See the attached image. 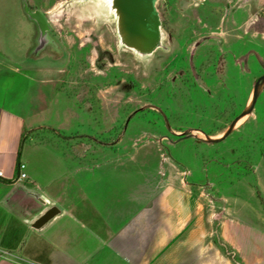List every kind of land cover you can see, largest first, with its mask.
<instances>
[{
	"label": "rangeland",
	"instance_id": "374dc122",
	"mask_svg": "<svg viewBox=\"0 0 264 264\" xmlns=\"http://www.w3.org/2000/svg\"><path fill=\"white\" fill-rule=\"evenodd\" d=\"M25 1L48 17L66 56L36 58L23 0H0V99L28 118L18 186L44 187L80 221L65 215L43 230L65 232L68 263L264 264V0L160 2L168 50L145 63L120 53L90 8ZM164 190L171 201L161 202ZM172 198L188 213L181 234ZM98 214L117 235L110 244L89 231ZM139 218L129 248L143 255L132 258L118 238ZM16 254L0 249L35 264Z\"/></svg>",
	"mask_w": 264,
	"mask_h": 264
},
{
	"label": "crops",
	"instance_id": "0c3cea01",
	"mask_svg": "<svg viewBox=\"0 0 264 264\" xmlns=\"http://www.w3.org/2000/svg\"><path fill=\"white\" fill-rule=\"evenodd\" d=\"M10 68H12L14 72L19 71L16 67ZM36 70L37 71L35 72H37V74H39V72L43 73L44 71V75H48V73H51V71H53V68L49 67L45 68L44 70H41V68H36ZM42 82L43 84H54L55 80L53 79V77L46 76L42 80ZM42 97L46 98V95L42 94ZM27 120V116L25 117L21 113V109L19 105L16 104V101L14 102L10 98L6 99L4 97L0 99V249L7 251L9 254H16L15 252H17L16 255L19 256H21L20 254H25L26 256L28 254V257L35 264H69L68 262L72 260V249H67V247H65V232L58 233L59 235L56 237L55 234L48 232L44 233L43 230L52 223V226L58 223V221L60 219H63L65 215L71 217V219L76 220L74 217H72L71 210L64 209L63 207L59 206L56 201L57 199H55L48 190L34 183H32L34 190H37V193L47 201V207H45L40 213L31 214L28 210L29 207H25L23 202L31 203L32 205L36 204L32 201L24 199L20 195H18L20 196V198L16 199L17 203L14 207H10L9 205H6L4 203L9 194L18 186V183L22 181H19L18 177L15 175V162L20 137L23 133V128ZM21 162L23 163L22 155ZM16 197L17 196L13 198ZM161 197V202L163 203H165L166 201H171V195H167L165 193V190L163 191ZM173 199L174 198H172V202H170V206H173L175 208V211L177 212L175 230H177L181 234L183 227H185L188 223V213L186 211H183V203L180 198L174 200ZM158 200H160V198H158ZM159 202L160 201L155 203L153 202V204L155 205ZM149 204L150 203L148 202V205ZM52 205H56L61 210V213L51 221H49L47 224H45L41 229L37 231L31 229V222ZM155 208L156 207L153 206V209ZM149 209L150 208L148 207V214L150 213ZM95 213H97V211ZM97 216L101 219L99 221L100 226L98 228L95 226L98 225V223H96L97 217L95 216V225L92 231L89 230L90 233L92 234L93 238L101 245L112 243V240L115 239L117 235L113 234L114 232L110 230L108 223L106 221L104 223L99 214ZM141 219L139 218L133 227L129 226L128 231L122 234L120 238H118V241L122 240L123 242H120L117 245H122V248H125L126 250L125 253H128L132 258H134V256L143 255V251H140L139 253H137V255H133V253L131 254L133 248H129V245L132 244V238H139V236H141V233L138 230L139 225H144V223H141ZM139 220L140 223H138ZM76 221L77 223H80V221ZM83 226L84 228L86 227L84 223ZM55 227L57 228L56 225ZM25 235H34L32 236L33 239L26 247L29 250L28 252L23 247L22 243L23 237ZM111 250L115 252V254H117L118 246H112ZM88 256L89 254L84 255L85 260ZM21 260L22 257H19V259L11 257H0V264H23ZM133 262H135L136 264L144 263L142 258H134Z\"/></svg>",
	"mask_w": 264,
	"mask_h": 264
},
{
	"label": "water",
	"instance_id": "95a60500",
	"mask_svg": "<svg viewBox=\"0 0 264 264\" xmlns=\"http://www.w3.org/2000/svg\"><path fill=\"white\" fill-rule=\"evenodd\" d=\"M161 0H67L60 11L88 7L99 22L107 23L114 29L117 48L120 53L132 54L137 60L148 62L157 51H167V32L163 28L158 9ZM23 8L29 19L39 24L45 20L39 11L27 13V2L23 0ZM237 122V121H236ZM22 196L32 201L38 208L47 207V201L39 194L17 186L6 198L5 204L15 196ZM61 213L52 205L34 219L30 228L41 229L45 224Z\"/></svg>",
	"mask_w": 264,
	"mask_h": 264
},
{
	"label": "flooded vegetation",
	"instance_id": "af4514ba",
	"mask_svg": "<svg viewBox=\"0 0 264 264\" xmlns=\"http://www.w3.org/2000/svg\"><path fill=\"white\" fill-rule=\"evenodd\" d=\"M161 2L166 3V0H161ZM188 4L194 7L198 6L196 0H191L190 2H188ZM34 11H36V9L31 7L27 3V13L30 14ZM50 13L51 12H47L46 14L50 15ZM43 18L45 22L41 23V21L39 20V24H37L34 20L29 19L35 25V32L32 35V42L34 43L31 49L32 54L36 58H41L45 53L50 54L53 58L63 57V55L65 54L64 46L59 40L58 35L55 34L53 27L49 23L48 17L43 16ZM163 26H165V24H163ZM23 204L25 207L32 206L31 203L27 202H23Z\"/></svg>",
	"mask_w": 264,
	"mask_h": 264
},
{
	"label": "trees",
	"instance_id": "16d2710c",
	"mask_svg": "<svg viewBox=\"0 0 264 264\" xmlns=\"http://www.w3.org/2000/svg\"><path fill=\"white\" fill-rule=\"evenodd\" d=\"M26 136L25 133L21 134L20 141H19V146H18V151H17V156H16V162H15V175L18 177L20 172H19V166L22 163L21 162V150L22 146L25 142Z\"/></svg>",
	"mask_w": 264,
	"mask_h": 264
},
{
	"label": "built area",
	"instance_id": "2783aa9c",
	"mask_svg": "<svg viewBox=\"0 0 264 264\" xmlns=\"http://www.w3.org/2000/svg\"><path fill=\"white\" fill-rule=\"evenodd\" d=\"M25 169V165L24 163H21L20 166H19V176H18V180H24L27 178L26 174L23 172V170Z\"/></svg>",
	"mask_w": 264,
	"mask_h": 264
}]
</instances>
